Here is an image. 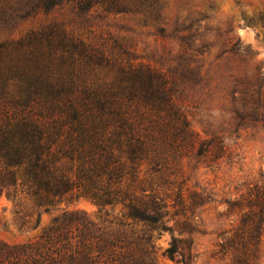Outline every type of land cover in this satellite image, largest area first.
I'll list each match as a JSON object with an SVG mask.
<instances>
[{"label": "trees", "instance_id": "trees-1", "mask_svg": "<svg viewBox=\"0 0 264 264\" xmlns=\"http://www.w3.org/2000/svg\"><path fill=\"white\" fill-rule=\"evenodd\" d=\"M158 2L0 0V198L20 230L65 206L37 239L0 242V264H153V240L162 233L170 242L161 256L193 264L190 243L171 237L188 233V206L170 199L165 179L204 147L176 101L178 79L76 36L53 16L100 9L146 21L159 14ZM40 16L37 27L12 36L16 25ZM250 196L245 225H258L264 193ZM80 200L96 208L95 220L66 210ZM170 210H181L183 220L164 221ZM236 240L232 250L247 261L249 241Z\"/></svg>", "mask_w": 264, "mask_h": 264}, {"label": "rangeland", "instance_id": "rangeland-1", "mask_svg": "<svg viewBox=\"0 0 264 264\" xmlns=\"http://www.w3.org/2000/svg\"><path fill=\"white\" fill-rule=\"evenodd\" d=\"M158 8L159 14L146 21L100 9L85 16L62 9L53 16L64 19L76 36L178 79L176 101L204 147L187 153L166 173L170 199L185 200L188 210L182 213L190 225L188 233L171 237L190 243L193 264H264V211L258 225H245L250 219L246 205L255 200L250 195L256 189L264 193V0H159ZM44 20H27L11 34L17 38ZM64 208L61 204L42 214L35 228L20 230L11 204L0 198V242L37 239ZM66 210L95 220L96 208L89 202L77 201ZM173 212L164 221L183 220ZM240 236L252 250L244 262L231 247ZM169 242L168 233L153 240L158 248L153 264H179L161 256Z\"/></svg>", "mask_w": 264, "mask_h": 264}]
</instances>
